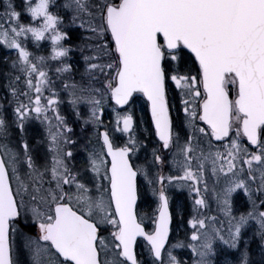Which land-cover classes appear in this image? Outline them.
<instances>
[{
    "label": "snow or ice",
    "instance_id": "obj_1",
    "mask_svg": "<svg viewBox=\"0 0 264 264\" xmlns=\"http://www.w3.org/2000/svg\"><path fill=\"white\" fill-rule=\"evenodd\" d=\"M0 45V264H264V0H0Z\"/></svg>",
    "mask_w": 264,
    "mask_h": 264
},
{
    "label": "flooded vegetation",
    "instance_id": "obj_2",
    "mask_svg": "<svg viewBox=\"0 0 264 264\" xmlns=\"http://www.w3.org/2000/svg\"><path fill=\"white\" fill-rule=\"evenodd\" d=\"M85 35V33L83 32V30H76L74 32H70V39L68 41H66V43L71 44L73 47V53H72V60L70 61L71 63H73V67L77 68L79 67L80 69L83 68V64H82V52H81V48L77 47V45H83L84 44V40L82 39V37ZM47 45L48 42L44 41L41 43L39 50H36L35 48L32 47L31 44H29V47L32 51L36 52L37 55H47ZM0 95L4 94V83L5 78L3 73L5 71L10 70L8 68V65L5 63L4 61V57L7 56L9 58V63L11 61V59L15 58V52L13 50L7 49L6 46H2L0 45ZM89 53L87 52L86 49L83 50V55H88ZM77 79H79V76H77ZM63 99V97H62ZM61 109H65V108H69V106L67 104H61ZM61 114H70V112H63L61 111ZM71 119H75V117H71ZM74 130L76 131L77 135H85V132H82L79 125L74 124L73 125ZM33 131L36 132L37 134H42V129L39 126H34L33 127ZM88 131H90V129H88ZM168 169H165V172H167ZM174 175L176 173H173ZM170 195L172 196V206L174 209H176L177 207L182 208V210L184 211L185 216L189 215V209L191 207V199L188 196L187 193V189L184 190H178L175 188L170 189ZM247 200L246 197L243 196L242 193L239 194L238 198H235V194H234V204L240 208V210H244V206L246 205ZM148 205L149 210L150 208L153 206L152 202H150L149 204H146L145 202L141 204V208L145 209V206ZM212 208L213 211L212 212H208L206 213V215H217L219 216V218L221 220L224 219V217L222 215L219 214L218 211H216V205L213 203L212 204ZM175 223V221H174ZM186 227V225H185ZM255 228V225L252 224L250 225L249 228H247L245 230V235L247 233V231H252ZM253 247H255V243H252ZM178 256H182V257H186L187 259L192 256L191 253L189 252V250L187 249H183L182 251H177L175 253ZM192 258V257H191ZM219 260L222 259V257H218Z\"/></svg>",
    "mask_w": 264,
    "mask_h": 264
},
{
    "label": "rangeland",
    "instance_id": "obj_3",
    "mask_svg": "<svg viewBox=\"0 0 264 264\" xmlns=\"http://www.w3.org/2000/svg\"><path fill=\"white\" fill-rule=\"evenodd\" d=\"M0 54H1V51H0ZM135 108H136V113H137V115L138 116H142L143 117V120L144 121H146V120H148V117H147V110H146V106L144 105V103H143V100L141 99L140 101H138L137 102V104L135 105ZM61 111H63V112H70L71 110H70V108H65V109H61ZM109 117L106 115L105 116V119L107 120ZM184 190V189H183ZM152 197L149 195V196H146L145 198H144V202L146 203V204H149L150 202H152ZM144 211H149V207H148V205H146L145 206V209H143ZM25 231H33L32 229H25ZM252 232L253 231H249L248 232V236H252ZM181 236H183V234H181ZM256 240V249H254L252 252H253V256H254V258H257L258 259V256H256V250H257V245H258V240H257V238L256 237H252V239H251V242H250V244H249V247H250V245L254 242ZM241 242L244 244V240H241ZM192 257V256H191ZM21 259L23 260V259H25V257L22 255L21 256ZM222 260V259H221Z\"/></svg>",
    "mask_w": 264,
    "mask_h": 264
},
{
    "label": "water",
    "instance_id": "obj_4",
    "mask_svg": "<svg viewBox=\"0 0 264 264\" xmlns=\"http://www.w3.org/2000/svg\"><path fill=\"white\" fill-rule=\"evenodd\" d=\"M149 114H150V110H149Z\"/></svg>",
    "mask_w": 264,
    "mask_h": 264
}]
</instances>
